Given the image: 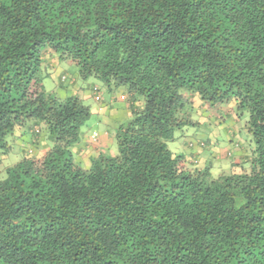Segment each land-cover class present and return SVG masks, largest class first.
<instances>
[{
  "label": "trees",
  "instance_id": "16d2710c",
  "mask_svg": "<svg viewBox=\"0 0 264 264\" xmlns=\"http://www.w3.org/2000/svg\"><path fill=\"white\" fill-rule=\"evenodd\" d=\"M52 59L128 86L129 119L84 132L91 95L47 90ZM229 105L249 154L169 148ZM0 149V264H264V0H0Z\"/></svg>",
  "mask_w": 264,
  "mask_h": 264
},
{
  "label": "rangeland",
  "instance_id": "374dc122",
  "mask_svg": "<svg viewBox=\"0 0 264 264\" xmlns=\"http://www.w3.org/2000/svg\"><path fill=\"white\" fill-rule=\"evenodd\" d=\"M52 63L53 65L49 69L51 76H46L44 79V85L47 90L59 97L77 95V89H81L84 93L91 95V97L84 100L92 109L91 118L82 128L84 132H92L93 130H100L109 126L116 127L119 123H124L129 119L125 106L132 95L129 92L128 86H122L110 91L107 84L95 76L82 78L79 74L78 65L73 61L62 60L55 62V59H52ZM62 77L67 78V80L60 81ZM95 86L99 89V94L102 97L101 101L95 100L92 96ZM122 94L126 95L127 100L120 99ZM135 97L137 98V105L142 107L144 104L142 97ZM105 102H111L112 108L102 110L106 104ZM230 106H223L221 109L210 108L209 106L197 108L198 110L195 113L196 117L199 118L200 124L198 126H186L182 130H178L176 139L169 142V148L173 152L186 154V157L190 158H194L197 153H201L204 155L200 157V162L202 163L212 157H214V161L216 158H223L224 163H229L233 157L234 160H239L240 157L249 154L254 144L250 133L246 131L245 127L248 113L239 118L235 110L229 111ZM7 140L12 147L13 153L20 157L24 149L29 150L33 148L36 150L35 146L33 147L31 143L26 144L21 138L15 141L9 135ZM215 141L219 143L217 149H215L216 147L214 148ZM113 150L117 153L116 145ZM229 152H232V155L226 157ZM1 157L4 158L2 149H0V166L5 164V162H1ZM224 165L226 164H223L219 172L224 170Z\"/></svg>",
  "mask_w": 264,
  "mask_h": 264
},
{
  "label": "crops",
  "instance_id": "0c3cea01",
  "mask_svg": "<svg viewBox=\"0 0 264 264\" xmlns=\"http://www.w3.org/2000/svg\"><path fill=\"white\" fill-rule=\"evenodd\" d=\"M88 96H90V95H88ZM23 135L22 136H19V135L14 136L13 139L16 141L18 138H21L22 141L24 140L26 142V144H28V143H30L32 141L31 137L25 136V135L23 136ZM107 140H108V137H105L104 141L106 142Z\"/></svg>",
  "mask_w": 264,
  "mask_h": 264
}]
</instances>
